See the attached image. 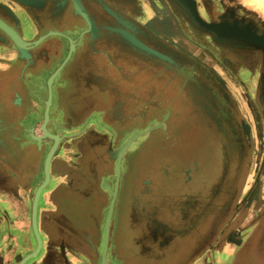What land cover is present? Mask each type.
Returning <instances> with one entry per match:
<instances>
[{
    "label": "rangeland",
    "instance_id": "obj_1",
    "mask_svg": "<svg viewBox=\"0 0 264 264\" xmlns=\"http://www.w3.org/2000/svg\"><path fill=\"white\" fill-rule=\"evenodd\" d=\"M209 1L214 4L215 8L212 11V16H216L220 12H227L238 20L251 23L264 33V0ZM50 2L52 7L46 12L48 18L38 28L39 33L54 27L61 28L62 25L60 24L63 20L78 21L79 18L72 14L68 2L64 0H50ZM120 2L123 3L121 6L123 22L128 23V25H137L138 28L136 29L140 27L142 33L146 34L149 39L152 38L153 41H157L158 46L166 45L172 51V56L161 53L160 50H154L155 44H153V48L147 45L141 46L140 42L144 40L142 39L144 34H136L141 38V40H137V48H141L147 55L149 54L151 57L147 59L152 60L148 62L149 66H143L141 74H137V81L142 82L150 77L148 87L152 91V95L142 94L141 91L134 93L130 89L126 90L127 88L123 91L120 87L123 96L130 93L134 97L138 95H141V97L134 100L137 101L135 105L125 106L126 115L117 125L113 124L114 121H111L107 116H99L101 115L102 104L111 101H105L104 95L100 94L94 85L89 84L86 71L92 69V66L86 61L85 58L87 57H83L85 54L72 53L68 62L61 68L60 74L51 89V112L55 113L61 121L65 115L71 116V122L69 121L71 127L68 129H83L85 133L83 140L86 141L85 143L84 141L80 142V140L73 142L72 139H65L68 142L58 144L51 156L49 181L42 188L41 197L36 208V224L41 236L40 249L42 248V251L40 254L39 249L34 256L27 260L31 261L40 254L41 261L44 264H64L65 260L70 264V260L76 258L70 250L72 246L67 248L63 254L58 250V235L54 226L59 220L56 218V215H58L56 211L60 208L63 210L67 222L71 225L77 224L81 228H87L90 232L97 228L92 234V246H94L97 255L92 254L94 252L91 248V251L89 249L87 251L90 258H95L92 263L97 264L105 211L109 203L110 190L113 187L116 173L115 161L110 158L108 147L104 149L103 144L97 142L99 141L97 138L98 133L101 132L106 138L109 135L105 128L95 131V120H97L99 124L105 123L112 128L114 146L134 134L141 133L125 149L124 160L119 164L116 196L111 216L110 242L112 246L108 250L107 259L109 264H145L138 260L137 248L134 246V242L128 238L132 234V229L136 227V224L132 223L136 214V212L133 213V210L138 209V204L145 206L142 201L149 200L148 195L153 193L154 189L152 184L155 186L161 184V178H165L162 177V170L166 171L169 168L172 177L175 167H179V169L186 167L194 157L196 159L199 157L200 162L201 157H204L201 153L202 151L206 152L207 148L204 141L203 143L201 141L202 137L200 135L203 136V134L199 131L203 132V130L198 124V117L191 115V112L197 106L199 108L198 116L204 115L206 111L205 105H203L204 98L198 93L193 98L194 96L186 93L185 87H183V90L179 89L182 80L189 71L194 75L195 72H198L200 78L207 83V86H210L213 90L216 89L215 93L220 95L229 109L233 110L236 119L243 125L245 136H240L237 125V128H234V130H237V134H235L237 138L233 135L229 137L225 134H218V140L214 141L212 139L214 142L219 141L215 143L218 150H220L221 145L227 147L230 151L229 158L231 156L232 164H230L231 170H228L223 181L219 182L218 193L212 196L213 201L207 208L209 217L204 221L206 219H202L204 212L199 213V230L197 228V233L192 231L193 234L191 232H189L191 234H185L183 236L184 243L182 237H176L174 243L175 245L178 244L179 249L174 251V254L176 252L175 256L174 254L171 255V252L165 255L163 259L151 258V262L152 264H222V261L226 260L228 264H264V201L262 202V199L264 200V99H262L264 92L261 94V91H263L261 89L262 82H259L257 88V75H248L247 68L239 72H233V59L223 60L222 57L219 58L215 49V41L209 37L208 32H203L205 30L202 29L203 31H201L192 26L179 8L174 7L172 15L164 0H120ZM117 6L118 4L115 5V7ZM87 8L93 17L100 18L98 12L90 4H87ZM108 9L111 12L113 10L112 7H108ZM147 23L155 34L149 32V27L147 28L145 25ZM192 23L194 22L192 21ZM229 26L234 25L229 24ZM24 28V35L31 34L29 28L26 26ZM235 30L238 31L237 28ZM165 39L172 44L165 43ZM214 39L217 40L216 37ZM222 40L218 39V41ZM55 41L56 36L50 35L37 46V49L48 52V61L43 62L42 65L44 69L56 64L59 57L62 56L61 49L50 47ZM194 42L210 51L218 59V62L214 61L211 54L202 50ZM229 42L231 44L244 43L239 41ZM231 44L223 43L226 46ZM167 59L168 64L166 63ZM158 60L162 62L159 63ZM244 61H240V64L243 65ZM16 62H19V60ZM36 65L41 67L40 63ZM168 65H172L177 73L174 72L173 75V71L167 70ZM0 71L4 72L5 70ZM27 71L28 69L25 70V73ZM167 72L170 78H167ZM7 76L11 79L15 75L13 71L9 74L0 75V100L4 101L10 100V98H7ZM25 82L27 81L25 80ZM19 85L18 83L11 86V91L17 90ZM18 90L23 93L21 96L24 100L30 101V104L37 103L42 109L43 101H38V98L43 97V89L25 88L23 90L19 88ZM109 90L111 92L114 89L109 88ZM176 93H178L177 96H182V99H179L172 109L175 102L172 97ZM183 95H185L184 99ZM124 97L128 98V95ZM182 103L185 104L184 112L179 111V105ZM110 105H106V107ZM33 109L30 110L28 122L30 123V134L32 135L30 139L32 142L35 141L33 142L35 146H39L37 148L38 154L33 155L30 154V151H25L24 158L21 161L19 157L11 159L10 156L4 155L2 151L0 153L1 157L8 158V167L10 165L16 170L17 167L21 166L23 168L24 166V171H27L30 177L28 190L25 192L27 196H25L22 203L23 208H25L26 218L24 220L28 222L26 235L29 238L30 251L35 247V239L30 224L31 196L36 184L42 178L41 163H43L45 153L52 143V139L46 136H43L39 142L33 138V136L42 134L38 126L41 118L33 116ZM212 109L213 111L208 108L211 113L218 112L214 105ZM166 110H170L171 113L168 119L163 118V113ZM175 110H177V116H173ZM63 111H65V114ZM48 121H51V124L47 125L48 130L54 133L59 125H53L55 118H49ZM206 121L207 119L204 122L208 123ZM157 122L164 125L162 126L161 123ZM52 125L53 129L51 128ZM154 125L156 126L154 127ZM201 125L203 126V123ZM109 127L106 128L109 129ZM57 135L61 140V136ZM220 138L222 141L219 140ZM4 148L8 149L7 146H4ZM116 151L114 150L111 154L115 156ZM217 161V158L215 160L212 158L213 168L211 172H207L202 168L206 165L204 162L200 163L204 183H207L209 187L213 185L211 180L214 179V182L218 180L220 169H215ZM79 165L84 167V175L88 180L84 192L89 194L86 196L70 192L68 194L72 195L68 196L62 189L54 191L58 185L70 182L73 168ZM81 174L79 176L84 178V175ZM142 194L147 195L143 196ZM139 200L141 201L136 203ZM0 207V213L4 215V203L0 204ZM15 222V224H19L21 220L18 222L17 219ZM83 235L89 237L84 231ZM79 237L78 244L82 243L80 246L87 249L86 241L83 238V240H80ZM13 240L16 244H21V239L16 234H14ZM1 242L4 241L0 239V244ZM193 242L195 243L193 244ZM79 255L85 257L87 254L84 249L80 248ZM72 262L74 263V261Z\"/></svg>",
    "mask_w": 264,
    "mask_h": 264
},
{
    "label": "flooded vegetation",
    "instance_id": "obj_2",
    "mask_svg": "<svg viewBox=\"0 0 264 264\" xmlns=\"http://www.w3.org/2000/svg\"><path fill=\"white\" fill-rule=\"evenodd\" d=\"M25 1L32 5H25L16 0H0V19L7 26L13 29L17 33V35L24 41V47L27 54L26 56L19 55V52L16 50L13 41L3 30L0 29V70H5L4 72L0 71V75L5 73L9 74L11 73V71H13L15 75L11 79L8 78L7 76L8 79H7L6 88L8 87V89L6 90L8 91L7 98H10V100L9 101L0 100V146L4 144V146L6 145L8 147L9 150L8 156H10L11 159L14 158L12 157L13 153L11 152V150L12 151L14 150L16 153L17 152L20 153V155L22 153L23 156L20 157L24 158L25 151H30V154L32 153L33 155H35L37 151L36 149L39 147V146H35V143L33 144V142L35 141L32 142L30 139V136H32L30 134V128H29L30 123L28 122L30 111H27V108L22 107L21 110L23 112L24 119L22 120L19 117L20 116L19 111L21 110L15 104L16 101H25V102H30V101L24 100L21 96L23 95V93L22 92L20 93L18 89L19 88L23 90H25V88L43 89L44 91L43 97L38 98V101L40 102L43 101V106H44V101H46L47 98V79L58 68L56 73L53 75L49 86L50 87L49 101L51 103L52 86L55 84L56 78L60 74L61 68L68 62L72 53L85 54L83 55V57L84 58L87 57L85 58L86 61H88L90 66H92V69L86 71V76L87 78H89L88 80L89 84L94 85V87H96V90H98L100 94L104 95V98H106L105 101L112 102V104L111 102L110 103L106 102L102 104L103 107L101 106L102 107L100 111L101 115L99 116H106L105 113L107 108L106 105L108 106L109 104H111L110 115L115 120L114 123L115 125L119 124L123 120L124 115H121L120 113L121 107L125 105L126 106L132 104L135 105L137 101L134 100H136L137 97H141V95L134 97L132 94L129 93V94H125L128 95V98H126L124 97L125 95L123 96L121 94L122 93L121 88L123 89V91L127 88L126 90L130 89L131 92L134 93H136L137 91H141L142 94L152 95V91L148 87L149 85L148 80L150 77H148L146 80L142 82L137 81V74L141 72L143 66L145 67L149 66L148 62L152 61V60L149 61L147 59L151 57L149 54L147 55V53H145L141 48H137V42H138L137 40L139 39L141 40V38L139 35L137 36L136 34L138 33L144 34V33H142L140 27L139 29H136L138 28L137 25L135 24L128 25V23L123 22L124 19L121 15L122 14L121 12H123L121 11L122 10L121 6L123 5V3H121L120 0H79L83 9L93 21L94 30H91L86 20L79 13H76L74 11L72 0H64L68 2V4L70 5L72 14L76 15L79 18L78 21L73 20L72 22V20L70 21L69 19L65 21L63 20L62 23L60 24L62 25L61 28L54 27L52 29H48L41 33H39L38 28L46 20V18H48L46 12L47 10H49V8L52 7V3L50 2V0H25ZM164 1L167 8L173 15L172 9H174V7H177L176 4L172 0H164ZM87 4L88 5L90 4L91 7L94 8L96 12H98L100 17L99 19H96L89 13ZM116 4H118L117 7H115ZM198 5L200 7L202 16L207 21L221 22L226 25L233 24L236 28L240 30L248 31L264 41V33L256 26L252 25L251 23L244 22V20H238L237 18H234L232 15H230L227 12H220L218 15L212 16L211 15L212 11H214L215 8H214V4L209 0H198ZM108 7L113 8L112 12L111 10L108 9ZM183 15L186 16L184 13ZM187 19L192 26L203 31L200 27L192 23V21L188 17ZM145 25L147 26V28L149 27L148 23ZM25 26L29 28V31L31 33L27 36L24 35ZM148 30L149 32L155 34V32H153V30L150 27L148 28ZM50 35L56 36V41L53 42V45H50V47L54 49L55 48L61 49L63 53L62 56L59 57V60L56 62V64L50 66L48 69H44L42 65L43 62L46 63L48 61V52L46 50L37 49V46L41 44L44 38ZM208 35L213 41H215V49L217 50V54L219 58L222 57L223 60L230 58L233 59V64H232L233 72L234 71L239 72L247 68L248 73L247 72L246 73L248 75H253V74L257 75L258 78V81H256L257 88L259 86V82H262V88H261L263 89V91H261L262 94L264 92V48H260L255 45L253 46L252 44L244 45V43L231 44V42H229L228 40L218 41L214 39V37L211 36V34L208 33ZM41 36L43 37L40 40H38ZM142 39L144 40H141L140 42L141 46L147 45L148 47L153 48V44H155L154 50H158V51L160 50L161 53H166V55L168 54L171 55L172 51H170V49L166 45H163L161 47L158 46L157 41H153L152 38L149 39L146 34H144V38L142 37ZM258 40L260 41V39ZM224 42L231 45L229 46L223 45ZM233 42H237V41H233ZM165 43L170 45L172 44L167 40L165 41ZM195 44L201 47L199 44L197 43ZM201 48L202 50L207 51L209 54H211L214 61L216 60V62H218V59H216L213 56V54L210 53V51H208L203 47ZM6 52L7 53L11 52L12 56L10 57L3 56V53ZM188 53L191 54L190 52ZM157 59H159V57H157ZM17 60H19V62H16ZM243 60H245L244 64L241 65L240 61ZM161 62L162 61H159V63ZM37 63H40L41 67L37 66L36 65ZM166 63L167 64L169 63L168 59ZM26 69H28V71L25 73ZM168 69L170 71H173L172 72L173 75L174 72H176L174 71L175 68L173 69L172 65L170 66L168 65L167 70ZM166 76L167 78L168 77L170 78L169 74ZM25 80L27 82H25ZM18 83L20 84L19 88L15 91H11L12 88L10 87ZM183 87L186 88V93L188 95L194 96L193 98L196 97L197 93L200 94L202 98H204L203 105H205L206 108L204 115L198 116L199 115L198 106L196 109L195 108L193 109L194 112L192 111L191 115L195 116L196 118L198 117V124L202 127L203 130V132L201 130L199 132H201L203 136L205 134L204 137L200 135L202 137L201 141L202 143L204 141L207 148H206V152L202 151L201 154H203L204 157H201L200 162H199V157L197 159L194 157V159H192L189 165H187L186 167L184 166L181 169H179V167H175V169H173L174 172L172 177L169 168H167L166 171L162 170L161 171L162 177L164 176L165 178L164 179L161 178L162 180L161 184H158V186L152 184V188L154 189H153V193L148 195L149 200L142 201L143 203H145V206L143 204L142 205L138 204L137 207L138 209L135 208L137 210H133L134 211L133 213L136 212V214H135V220L132 221V223H135L136 227L132 229V234L129 235L128 238L130 239V241L134 242V246H136L137 248L138 251L137 255H139L138 260L139 261L141 260V263L144 262L145 264H152L151 258L163 259L165 255L171 252H172L171 255H173L174 251H177V249H179L177 246L178 244L175 245L174 243V240L177 239L176 237L178 236H180L179 238L182 237V242H183L184 240L183 236L185 234L189 232L193 234L192 231L197 233V231L199 230V225H198V218L200 217L199 213L203 211L204 214L202 219L206 218L204 221L208 219L209 213H207V208L213 201L212 196L215 195V193H218L217 187L220 184L219 182L223 181L227 171L231 170L230 164H232L231 156L229 158L230 151L227 149V147L221 145L219 147L220 150H218L215 147V143L219 141L216 142L214 141L218 140L219 138L218 134H225L228 135L229 137L233 135L237 138V136L235 135L237 134V130L236 129L234 130V128H237V125L239 129L238 131L241 134L240 136L243 137V135L245 134V131L243 129L244 127L241 124V122H239L236 119L233 110L229 109V107L226 105V102L221 99L218 93H215L216 89L213 90V88L207 86V83L204 82L202 78H200V74L198 72H195L194 75L193 73L188 71L186 77L182 80L179 89L183 90ZM109 88L114 89L113 91L111 90V92L113 93L110 92ZM115 89L117 90V92ZM177 94L178 93L174 94L172 97V100L175 101L172 109L174 108V106H176V103L179 101V99L180 100L182 99V96L179 95L177 96ZM263 94L262 97L264 96ZM184 97L185 95H183V99ZM262 99H264V97ZM113 101L116 104H114ZM113 105H115V107ZM213 105L215 106V109H217L218 112L211 113L208 110L209 108L210 110L213 111L212 109ZM263 105H264V101H263ZM50 107L51 104L49 108ZM42 111H43V107H42ZM42 111L40 117L41 121H42ZM179 111L182 112L185 111V104L182 103L179 105ZM63 113L65 114V111H63ZM170 115H171L170 110H166L163 113V118L168 119ZM173 116H177V110H175ZM201 117H203V119L204 118L207 119L206 122L208 123H205L204 122L205 119L203 121ZM48 120H49V110H48ZM48 120L46 122L47 130H48L47 125L51 124V121ZM69 121L71 122V116L65 115L62 121L56 117L55 123L53 125L55 126L56 124H58L59 127L56 130H54V133L59 134L62 138L61 140L58 141L57 145L62 142H68L65 141V139H70V140L72 139L73 142L76 141L78 142L79 140L80 142L84 141L83 140V137L85 136L84 130L68 129L71 127V125H69ZM157 123H161V122H157ZM202 123L203 126L201 125ZM39 125L40 123L38 124V126ZM53 125L51 126V128L53 127ZM161 125L163 126L164 124L161 123ZM94 127L96 132L99 131V129L101 128L102 130L103 128H105L106 129L105 131L109 133L107 138L101 132L98 133L97 136V138L99 139V141H97L98 144L102 143L104 149H106L107 147H110L111 149H115L116 147L119 146L121 142L115 146L113 145L114 133L111 127L107 126L105 123H102L101 125L97 120H95ZM106 127H109V129H107ZM39 131L41 132L40 127H39ZM227 131H229L230 133ZM212 139L214 141H212ZM219 140L222 141L221 138ZM118 152L119 151H116V153ZM125 152L126 151H124L121 154L119 159V164H121V162L124 160ZM217 155L219 158L217 157ZM23 158L21 159V161L23 160ZM212 158L214 160L215 158H217L218 161L215 165V169L219 168L220 171L218 175V180L215 182L214 179L213 181L211 180L213 185L209 187L207 186L208 185L207 183L206 184L204 183L205 180H204V176L202 175V169L200 167L201 166L200 163L204 162V164L206 165L202 168L207 172H211L213 168ZM3 161L2 160L0 161V172H1L0 185H3L2 184L3 182L5 184L6 182L7 191H12L11 189L15 186V184L18 183L23 184L22 186L25 187L26 185L25 183H27L29 180L27 171H24L21 179L20 177L21 175H17L16 170L12 171L11 168L5 169L6 163L4 164ZM50 171L51 170L49 169V173ZM72 171L73 172L70 182L69 183L66 182L63 185H58L54 189V191L58 189H62L65 192V194H67L68 196L72 195V194H68L70 192L84 194L87 196L89 193L84 192V190H86L85 185L88 182V180L84 175V167H80L79 165L78 167H74ZM41 173H42V178L36 184V187L43 179L42 166H41ZM81 173L84 175V178L79 176ZM2 176H4V178ZM165 186L168 187L166 188ZM93 189H95V187H93ZM41 191L39 193L38 199L41 197V193H42ZM142 195L144 196L147 194H142ZM140 201L141 200L137 201L136 203ZM263 201L264 200L262 199V202ZM2 203L4 202L0 201V204ZM56 213L58 214L56 215V218L59 220L57 221V223H55L56 225L54 227L56 228L55 232L58 235L57 245L59 252L63 254V252L65 253V250L67 248L69 247L71 248L72 246L70 250L73 253V255L78 259L77 260H75L76 258L71 259L70 264H93L92 262L94 261L93 259L95 258H90L89 253L87 251L88 249L89 251L92 250L94 253L92 252L91 253L97 255L94 246H92L93 245L92 234L94 233V231L97 230V228H95L93 232H90L87 228H81L77 224L71 225L70 223H68L65 216L63 215L64 214L63 210H61L60 208H58ZM105 215H106V211H105ZM2 216L3 215L0 213V222ZM3 220L5 225L10 227L13 224L14 219L11 216L10 219L3 218ZM38 229L39 228L37 226V230ZM83 231L84 233H87L89 237L83 235ZM78 237L80 240L84 239L86 241L88 245L87 249L84 248V246L83 247L80 246L82 243L78 244ZM102 238H103V229L101 234L100 247L98 251L99 256L97 259V264H100ZM110 238H111V218L109 221L107 244L105 250V260L107 263H108L107 253L109 248L112 246L110 242L111 241ZM194 243L195 242H193V244ZM80 248L84 249V252L87 254L85 257L83 255H79ZM140 254L143 255L140 256ZM175 255L176 252L174 256ZM72 261H74V263ZM63 263L69 264L66 260Z\"/></svg>",
    "mask_w": 264,
    "mask_h": 264
},
{
    "label": "water",
    "instance_id": "obj_3",
    "mask_svg": "<svg viewBox=\"0 0 264 264\" xmlns=\"http://www.w3.org/2000/svg\"><path fill=\"white\" fill-rule=\"evenodd\" d=\"M16 1L22 4H25V5H32L22 0H16ZM172 1L190 20H192L198 27L202 28L209 34L218 33L220 35H226V37H229V39H241L242 41H248V44L259 45L260 48H264V44H259L255 42L256 40H258L257 36H255L254 34L248 31L240 30L238 28H237L238 31H236L235 30L236 27L234 26H229L221 22L207 21L200 12L198 0H187L185 2L184 1L182 2V0H172ZM72 2L74 6V11L76 13H79L86 20L89 28L91 25L94 26L93 21L87 15L82 5L80 4L79 0H72ZM219 28H222L223 30ZM0 29L3 30L9 36V38L13 41L16 50L19 52V55L26 56L27 54L25 51V47H23L24 41L17 35V33L13 29L7 26L1 19H0ZM218 34H216L217 35L216 38L221 39L222 37ZM235 35H238L241 37H236ZM42 37L43 36H41L38 40H40ZM57 69L47 79V98H46V101H44V106H43V111H42V121L40 122V125H39L42 134L39 136H33V138L37 142H39V140L43 138V136H46L52 139V143L49 146L48 150L46 151L44 159H43V163H42L43 179L38 184V186L35 188V191L32 196L31 206H30V224H31L33 235L35 237L36 244L32 251L26 253L23 257L20 258V260L18 261V264H23L27 259L34 256L41 247V239H40L37 226H36V206H37V200H38L39 193L49 180V163H50L52 153L54 152L57 146V143H58V139H59L56 133H51L46 128V122L48 120V110L51 104L49 101L50 100V87L49 86H50L52 77L56 73ZM155 126L156 125H154V127ZM138 134H141V133H138ZM138 134H134L128 137L115 149H111L110 147H108V153H109L110 158H113L115 160L116 173H115L113 187L110 190V199H109V203L107 206L106 215L104 218L102 248L100 252V264H108L105 260V250H106V244H107L109 221L111 218V213H112L113 203H114V198H115V193H116V187H117V182H118L117 179H118V173H119V159H120L121 154L125 151V149L131 143V141L135 139L136 136H138ZM114 150L119 151V154L117 156H114L111 154V152H113Z\"/></svg>",
    "mask_w": 264,
    "mask_h": 264
},
{
    "label": "crops",
    "instance_id": "obj_4",
    "mask_svg": "<svg viewBox=\"0 0 264 264\" xmlns=\"http://www.w3.org/2000/svg\"><path fill=\"white\" fill-rule=\"evenodd\" d=\"M3 56L10 57V56H12V53L6 52V53H3ZM113 103H114V101H113ZM15 104L19 108H22V107L27 108V111H30L31 108L32 109L34 108L32 111L33 116L41 117L42 109L40 108V106L37 103L30 104L29 102H25V101H16ZM114 104H116V103H114ZM110 106L106 108L105 113H106L107 118H109L111 121H114V123H115V120L110 115V108H111ZM113 106L115 107V105H113ZM125 106L121 107V112H120L121 115H124V116L126 115V107H127V106L126 107ZM19 114H20L19 117L23 120L24 116H23L22 110L19 111ZM56 117H57V115H55V113L51 112V107H50L49 108V118H55V120H56ZM1 151L3 152L4 155H8V153H9V150L4 148V144L0 146V153H1ZM11 152L13 153V155L15 154L14 156L12 155V157H19L20 159L23 158V157H20V156H23L22 153L20 155V153H18V152L16 153L14 150L13 151L11 150ZM38 152L39 151L37 150L36 155L38 154ZM0 159L2 161L4 160L3 161L4 164L6 163L5 169L11 168L12 171H14V169L12 167H10V165L8 167V165H7L8 158L7 157H5V156L1 157L0 156ZM41 165H42V163H41ZM16 173H17V175H21L20 177L22 179L24 169L21 166H19L16 169ZM2 177L4 178V176H2ZM26 177H27V175H26ZM28 178H30L29 174H28ZM2 184L3 185H0V201H3L5 203L4 204V211H3V214H4L3 218L4 219L9 218L10 219V217L12 216L14 220H13V224L11 226L9 225L11 227V230H10V227H8L7 225L4 224V220L1 217L0 239L4 242H1V244H0V264H18V261L20 260V258L23 257L26 253L30 252V246L28 244L29 238H27V235H26L28 222H26L24 220L26 218L25 213H24L25 208H23V205H22V203L24 201L23 199L25 198V196H27L25 194V192L28 190V187H27L28 182L25 183L26 184L25 187L22 186L23 184H19V183L15 184L16 187H13L11 189L12 191H7V188H6L7 183L6 182H5V184L3 182ZM19 186L21 189L19 188ZM38 202H39V199H38ZM9 206H10V209H9ZM17 219H18V222H19V220H21V222H19V224H15L16 223L15 220H17ZM9 234H10V236H8ZM14 234H16V236H18L21 239L20 245L16 244L14 242V240H13ZM41 251H42V248L40 249V254H41ZM40 254H38L37 257H34L31 261L26 260L23 264H44V262L41 261L42 259L40 258ZM222 264H228V263L226 260L225 261L223 260Z\"/></svg>",
    "mask_w": 264,
    "mask_h": 264
},
{
    "label": "bare ground",
    "instance_id": "obj_5",
    "mask_svg": "<svg viewBox=\"0 0 264 264\" xmlns=\"http://www.w3.org/2000/svg\"><path fill=\"white\" fill-rule=\"evenodd\" d=\"M22 1H24V2H26L25 0H22ZM185 2V1H187V0H182V2ZM27 3V2H26ZM90 28H92L93 30H94V28H93V26L91 25L90 26ZM202 29V28H201ZM219 29H221V30H223L222 28H219ZM225 31V30H224ZM214 33V32H213ZM216 34H218V33H215V34H213V37H216L217 35ZM218 35H220V34H218ZM222 38L221 39H219V40H222V39H225V40H228V41H239V42H244V43H248V41H242L241 39H229V37H226V35H220ZM236 37H241V36H238V35H235ZM218 39V38H217ZM256 43H259V44H264V41L263 40H261L260 39V41L259 40H256L255 41ZM253 45V44H252ZM255 46H258L259 47V45H255ZM23 47H24V45H23ZM58 136V135H57ZM59 140V139H58ZM116 153V152H115ZM53 154V153H52ZM117 155L119 154V152L118 153H116Z\"/></svg>",
    "mask_w": 264,
    "mask_h": 264
}]
</instances>
